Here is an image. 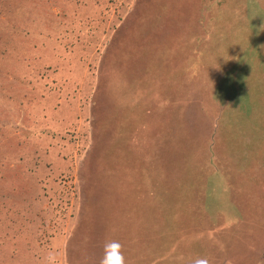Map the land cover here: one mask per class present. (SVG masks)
Segmentation results:
<instances>
[{"label": "rangeland", "instance_id": "1", "mask_svg": "<svg viewBox=\"0 0 264 264\" xmlns=\"http://www.w3.org/2000/svg\"><path fill=\"white\" fill-rule=\"evenodd\" d=\"M13 239L264 264V0H0V256Z\"/></svg>", "mask_w": 264, "mask_h": 264}, {"label": "crops", "instance_id": "2", "mask_svg": "<svg viewBox=\"0 0 264 264\" xmlns=\"http://www.w3.org/2000/svg\"><path fill=\"white\" fill-rule=\"evenodd\" d=\"M17 239L11 241V245H6V248H2L1 253L2 262L1 264H45V257L47 255L46 248L35 247L36 251L40 250L39 256H35V250H25L23 245L16 244ZM21 249L22 251L17 250ZM55 253L57 255V264H71L68 263L70 257L65 252L62 246H57ZM27 252V253H26ZM75 262V260H74ZM74 264V263H73Z\"/></svg>", "mask_w": 264, "mask_h": 264}, {"label": "clouds", "instance_id": "3", "mask_svg": "<svg viewBox=\"0 0 264 264\" xmlns=\"http://www.w3.org/2000/svg\"><path fill=\"white\" fill-rule=\"evenodd\" d=\"M45 264H57V255L49 251L45 257ZM100 264H126L125 256L122 252V245L118 241H110L104 245V255ZM194 264H210L207 257H199Z\"/></svg>", "mask_w": 264, "mask_h": 264}]
</instances>
